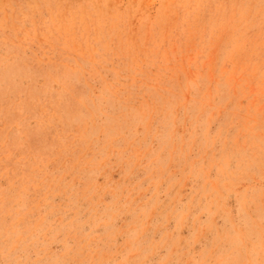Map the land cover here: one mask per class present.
Wrapping results in <instances>:
<instances>
[{"label":"rangeland","instance_id":"1","mask_svg":"<svg viewBox=\"0 0 264 264\" xmlns=\"http://www.w3.org/2000/svg\"><path fill=\"white\" fill-rule=\"evenodd\" d=\"M0 264H264V0H0Z\"/></svg>","mask_w":264,"mask_h":264}]
</instances>
